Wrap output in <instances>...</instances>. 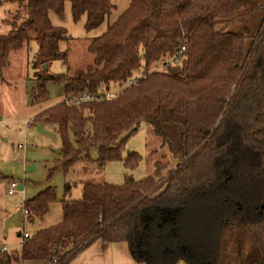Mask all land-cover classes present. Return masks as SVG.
<instances>
[{"label":"trees","instance_id":"16d2710c","mask_svg":"<svg viewBox=\"0 0 264 264\" xmlns=\"http://www.w3.org/2000/svg\"><path fill=\"white\" fill-rule=\"evenodd\" d=\"M5 1L14 10L0 34V66L32 41L33 68L67 60L59 47L66 29L49 17L63 18L66 1L86 31L106 22L87 45L93 66L73 76L34 71L42 83L32 99L47 95L45 80L77 96L143 70L117 98L62 99L35 115L58 133L63 171L91 148L100 166L119 158L120 135L141 122L177 165L161 174L157 163L153 174L120 184L83 183L80 197L60 199V221L29 234L19 256L1 248L0 264H68L96 240L125 243L146 264H264V0H129L123 9L112 0ZM161 61L166 66L152 70ZM55 197L48 186L25 199L27 220L41 218Z\"/></svg>","mask_w":264,"mask_h":264},{"label":"rangeland","instance_id":"374dc122","mask_svg":"<svg viewBox=\"0 0 264 264\" xmlns=\"http://www.w3.org/2000/svg\"><path fill=\"white\" fill-rule=\"evenodd\" d=\"M114 3L123 9L128 0H115ZM13 10L14 4L0 0V34L8 32L10 25L6 21H11ZM111 17L115 18V15ZM54 22L66 29L68 37L59 46L67 50V60H54L48 66L45 64L46 67L39 65L33 68L32 52L36 44L32 41L29 46L12 51L8 63L0 66V248L11 245V249H19L18 231L32 235L38 229L60 221V199L65 194L72 198L80 197L83 183L120 184L125 176L138 180L153 174L157 163L163 165L161 174L177 165V159L163 145L160 136L153 132L148 123L141 122L130 135L126 131L120 135L119 158L105 160L100 166L97 149L91 148L87 160L79 159L66 171L61 169L59 161L55 162L61 153L57 151L61 148L58 133L47 125L39 124L34 117L63 99L62 83L45 80L47 95L32 99L31 88L39 82L34 71L73 76L77 71H85L88 66H93L87 45L92 37L100 35L101 29L86 33L83 20L75 22L69 13L66 17L64 12L63 18L55 17ZM29 48L31 51H28ZM24 124H27L26 127ZM69 136L70 139L74 138L72 132ZM12 182H16L17 187L10 195L8 190ZM48 186H52L56 193L48 211L41 218L35 217L32 221L24 219L23 201ZM98 242L84 248L68 264H146L135 260L125 243L100 246ZM15 252L19 256V250ZM176 264L187 263L180 260Z\"/></svg>","mask_w":264,"mask_h":264},{"label":"built area","instance_id":"2783aa9c","mask_svg":"<svg viewBox=\"0 0 264 264\" xmlns=\"http://www.w3.org/2000/svg\"><path fill=\"white\" fill-rule=\"evenodd\" d=\"M184 47L182 46L181 48L177 49L174 51V57L171 60H168L170 62H174L176 60V58L180 57L183 53ZM167 61H161V62H157L155 65H153L152 70L156 69V70H160L159 67H161L162 69L166 66ZM142 71H136L134 73H138L137 75H132L124 80L121 81H114V82H109L107 84L102 85L101 87H99L98 89L95 90V92L93 93H82L79 94L77 96H64V102L66 104H77L81 101H85V100H93L95 99L96 101L100 100V99H106V100H111L114 98H117L120 94H122V92L132 86L135 85L137 83L138 78L142 77ZM133 73V74H134ZM27 124H24V126L26 127ZM17 187V183L16 182H12L10 184V188L8 190V194L12 195L14 193V190ZM25 213V211H24ZM29 233L28 232H22L21 233V237H20V242L18 244L19 247L23 246L24 241L28 238ZM9 246L4 245L2 247V250L5 251L8 249Z\"/></svg>","mask_w":264,"mask_h":264},{"label":"crops","instance_id":"0c3cea01","mask_svg":"<svg viewBox=\"0 0 264 264\" xmlns=\"http://www.w3.org/2000/svg\"><path fill=\"white\" fill-rule=\"evenodd\" d=\"M113 1V3L115 2V0H112ZM129 1V0H128ZM115 4V3H114ZM117 6V5H116ZM118 8V7H117ZM119 9V8H118ZM68 13H69V17H71V7H70V2L69 1H66L65 2V4H64V14L66 15V17H68ZM112 15H115V14H112ZM49 17H50V21H51V23L53 24V25H56V26H59V25H57L55 22H54V18L55 17H59L56 13H54V12H51L50 13V15H49ZM72 18V17H71ZM62 19V18H61ZM80 19L81 20H83V24H84V21H85V17L84 16H81L80 17ZM79 19V20H80ZM110 19H113L112 17H110ZM96 28H98V29H101L100 31H99V34H101L105 29H106V22L104 21L100 26H98V27H96ZM96 28H94V29H96ZM104 28V29H103ZM94 29H91L90 31H92V30H94ZM90 31H86V33H89ZM67 34V33H66ZM68 37V36H67ZM62 41H64V40H62ZM61 42V41H60ZM60 44V43H59ZM36 46V45H35ZM60 47V46H59ZM33 49H35V47L33 48ZM48 66V65H47ZM24 216H25V218L24 219H27L26 218V215H25V213H24ZM51 225V224H50ZM97 241V240H96ZM100 241V240H99ZM99 244L98 245H100V246H104V245H106V244H110V245H120V244H123V243H103L102 241H100V242H98ZM4 246V245H3ZM2 246V247H3ZM1 247V248H2ZM11 247V245H9V247H8V249L7 250H5L4 252H6V253H8V254H15L16 252V250H19V249H17V248H14V249H11L10 248ZM1 248H0V250H1ZM12 264H49L46 260H24L23 262H20V261H18V262H14V263H12Z\"/></svg>","mask_w":264,"mask_h":264},{"label":"water","instance_id":"95a60500","mask_svg":"<svg viewBox=\"0 0 264 264\" xmlns=\"http://www.w3.org/2000/svg\"><path fill=\"white\" fill-rule=\"evenodd\" d=\"M45 67H46V65H45ZM57 151H59V152H60V151H61V150H60V148H59V149H57ZM19 189H21V186H19Z\"/></svg>","mask_w":264,"mask_h":264}]
</instances>
